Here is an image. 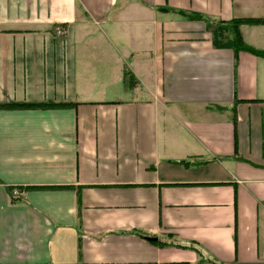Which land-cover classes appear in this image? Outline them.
Masks as SVG:
<instances>
[{
    "label": "crops",
    "instance_id": "1",
    "mask_svg": "<svg viewBox=\"0 0 264 264\" xmlns=\"http://www.w3.org/2000/svg\"><path fill=\"white\" fill-rule=\"evenodd\" d=\"M233 19L264 0H0V106H43L0 108V264H264V57Z\"/></svg>",
    "mask_w": 264,
    "mask_h": 264
},
{
    "label": "trees",
    "instance_id": "2",
    "mask_svg": "<svg viewBox=\"0 0 264 264\" xmlns=\"http://www.w3.org/2000/svg\"><path fill=\"white\" fill-rule=\"evenodd\" d=\"M158 10L160 11H165V12H175V13H179L185 17H189L190 19H198V20H203L205 21V18H202L199 15H195V16H187L186 14H184L182 11H176L173 9H168V8H158ZM259 22H264V19L262 20H256V19H233L227 22H221L218 21L216 22L217 25V29L219 30V32H223V31H228L231 33L232 35V39H231V44H232V49L234 50V52H238V51H245L248 53H251L255 56H262L264 57V53L263 52H259L256 51L250 47H248L247 45H245V43L242 40L240 31H239V27L243 24H256ZM43 106L40 105H36V104H7V105H1L0 108L2 109H38V108H42ZM10 195V199L11 201L15 200V198L12 196V191L10 190L9 192ZM213 264H216L213 262Z\"/></svg>",
    "mask_w": 264,
    "mask_h": 264
},
{
    "label": "built area",
    "instance_id": "3",
    "mask_svg": "<svg viewBox=\"0 0 264 264\" xmlns=\"http://www.w3.org/2000/svg\"><path fill=\"white\" fill-rule=\"evenodd\" d=\"M16 193H17L16 191L13 192V194H16Z\"/></svg>",
    "mask_w": 264,
    "mask_h": 264
}]
</instances>
